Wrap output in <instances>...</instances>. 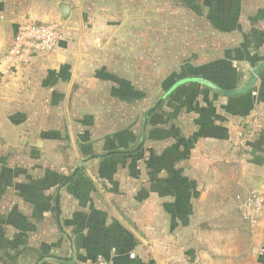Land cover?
Returning a JSON list of instances; mask_svg holds the SVG:
<instances>
[{
  "label": "crops",
  "instance_id": "1",
  "mask_svg": "<svg viewBox=\"0 0 264 264\" xmlns=\"http://www.w3.org/2000/svg\"><path fill=\"white\" fill-rule=\"evenodd\" d=\"M60 2L71 7L69 17L76 14L75 0ZM67 19L61 18V7L55 0H0V53L11 46L20 23L63 24ZM69 38L53 53L38 57L32 65L10 76L0 88V148L9 156L4 164L10 163L15 154H40L34 162L39 173H33L39 179V202L22 199L26 219L0 223V227L7 228L9 238L17 228H32L34 232L5 241L9 244L0 247V264H86L98 258L110 264H174L170 258L164 261L162 254L167 249L159 251L160 242L171 241L172 234L180 247L191 243L190 248L199 253H195L191 264H264V222L256 234H251L238 210V198L264 191V128L244 143L239 139L251 116L261 115L264 126V68L250 91L260 89L254 98L252 94L226 96L211 90L197 92L191 106L185 94L186 111L182 116L193 118L194 126L179 127L177 137L167 129L162 155H154L142 175V183L146 178L145 188L139 190L140 180L125 174L115 178L119 183L116 189L111 177L103 172L104 155L96 151L80 157L73 154L74 142L71 147L62 137L54 138V130H39V96L49 93L60 98L64 94L59 91L61 87L69 83V90L77 78L73 71L79 64ZM260 53L264 55V51ZM260 63L249 69L251 76ZM27 113L38 117L27 120ZM168 116L175 113L171 110ZM148 129L147 123L142 148ZM47 134L51 135L48 140H38ZM153 136L155 139V132ZM150 138L148 142L157 147ZM135 149L130 152L135 153ZM46 165L67 180L81 165L60 195L62 230L57 223L56 197L63 183L56 175L45 173ZM139 192L146 195L142 202ZM2 208L1 213L11 210ZM169 252L175 258L176 253ZM132 253L136 255L134 260L129 257Z\"/></svg>",
  "mask_w": 264,
  "mask_h": 264
},
{
  "label": "rangeland",
  "instance_id": "2",
  "mask_svg": "<svg viewBox=\"0 0 264 264\" xmlns=\"http://www.w3.org/2000/svg\"><path fill=\"white\" fill-rule=\"evenodd\" d=\"M75 1L76 14L63 24L66 33H70L69 42L75 47L79 67L73 75L77 78L69 90V83L61 87L59 91L64 94L60 98L49 93L39 96V130L42 127L54 130L53 137H62L71 147L74 142L73 154L80 157L86 158L96 151L104 155L103 172L111 177L113 188L119 185L115 178L126 174L140 180L141 190L146 184V178L141 182L142 175L154 155H162L168 131L177 137L179 127L194 126L193 118L182 116L185 94L211 90L198 85L177 90L163 106L167 115L172 110L175 116L153 115L143 149L131 154L140 142L146 112L186 77L206 78L225 90L241 89L246 79H250L249 69L261 61L253 46L261 43L249 36L253 28L249 19L259 13L264 16V0H202L200 13L196 10L198 0ZM255 28L264 33V19ZM263 46L259 51H264ZM65 73L71 76V72ZM47 86L43 83V87ZM259 91L253 90L257 95ZM253 92L252 98L256 97ZM188 101L192 106L194 100ZM37 117L35 113L26 114L27 120ZM48 137L51 135H42L38 140ZM149 137L150 142H157V147L148 142ZM35 143L36 140L32 141ZM108 153L113 156L108 157ZM39 155L32 151L15 154L6 165L4 159L9 156L1 153L0 148V210L11 208L8 214L0 212V223L26 219L21 210L22 199L33 204L39 202V179L34 176L39 173V166L34 163ZM46 166L45 173L61 180L66 178ZM141 193L139 202L146 197ZM15 198L21 201L16 202ZM25 232L34 230L17 228L9 238L7 228L1 226L0 247L9 244L5 241L19 240ZM171 236L169 245V242L159 244L161 253L167 249L162 254L165 263L170 258L174 264H191L196 250L190 248L191 243L180 247L173 241L175 234ZM169 251L176 253L175 258Z\"/></svg>",
  "mask_w": 264,
  "mask_h": 264
},
{
  "label": "built area",
  "instance_id": "3",
  "mask_svg": "<svg viewBox=\"0 0 264 264\" xmlns=\"http://www.w3.org/2000/svg\"><path fill=\"white\" fill-rule=\"evenodd\" d=\"M68 42V36L61 22L25 21L18 25L13 41L5 53H0V88L5 81L19 70L32 65L38 57L46 56L56 51L63 43ZM257 96V92H253ZM263 119L256 114L241 131L239 139L244 143L249 137L263 130ZM238 210L241 219L251 234H256L264 222V191L251 193L246 198H238ZM264 249L261 250V254ZM134 260L136 255L130 254ZM86 264H110L104 258L89 261Z\"/></svg>",
  "mask_w": 264,
  "mask_h": 264
},
{
  "label": "water",
  "instance_id": "4",
  "mask_svg": "<svg viewBox=\"0 0 264 264\" xmlns=\"http://www.w3.org/2000/svg\"><path fill=\"white\" fill-rule=\"evenodd\" d=\"M57 3H59L60 7H61V18L63 20L67 19L71 13V7L68 5V4H65V3H61L60 0H55ZM264 68V60L260 63L259 67L254 69L253 70V73H252V76H251V79L249 80V82L247 83V85L241 89V90H238V91H233V92H227V91H223L221 89H219L217 86L205 81V80H202V79H183L179 82H177L161 99H159L155 105L147 112L146 116H145V119H144V124H143V133H142V139H141V142L140 144L138 145V147L134 150V152H137L139 151L143 144H144V141H145V133H146V129H147V123H148V119H149V116L151 113H153L158 107L159 105L163 104L167 98L172 95L175 90L184 85V84H187V83H191V82H198V83H201L209 88H211L212 90H215L216 92L218 93H221L223 95H226V96H241V95H244V94H247L249 93L255 86V82L260 74V71L261 69ZM81 168V165H79L75 171L71 174V176L69 177V179L63 183V185L60 187L58 193H57V197H56V209H57V214H58V220H57V223L60 227V229L62 230V227H61V222H60V210H59V200H60V195H61V192L62 190L65 188V186L67 184H69L75 177L76 175L78 174L79 172V169Z\"/></svg>",
  "mask_w": 264,
  "mask_h": 264
},
{
  "label": "trees",
  "instance_id": "5",
  "mask_svg": "<svg viewBox=\"0 0 264 264\" xmlns=\"http://www.w3.org/2000/svg\"><path fill=\"white\" fill-rule=\"evenodd\" d=\"M200 4H202V0H198V1H196V10H197V12L198 13H200V10H201V7H200ZM208 19H210V20H212L211 18H210V16H209V18ZM264 19V16H263V14L262 13H259V14H257L256 16H253L252 18H250L249 19V21H250V25H252L253 26V28L251 29V34H249V36H254L255 37V40L258 42L259 40L261 41H259V43H261L259 46L257 45H253L254 46V48H255V52H256V54H257V56H259V58H261V61L260 62H262L263 60H264V55H262L261 53H260V48L264 45V43H263V41L264 40H262V38L264 37V33L261 31V30H259V29H256L255 28V25H257L260 21H262ZM213 24V23H212ZM184 79H203V80H205V81H207V82H209V83H211V84H213V85H215V86H217L219 89H221V90H223V91H227V92H233V91H236V90H225V89H223V88H221L219 85H217L216 83H214L213 81H211V80H209V79H206V78H202V77H186V78H184ZM183 80V79H182ZM181 81V80H180ZM179 82V81H178ZM176 84V83H175ZM174 84V85H175ZM173 85V86H174ZM190 86V85H198V86H203V87H205V88H207V89H209V90H212L211 88H209V87H207V86H205V85H203V84H201V83H198V82H191V83H187V84H184V85H182V86H180V87H178L176 90H175V92L177 91V90H179V89H181L182 87H185V86ZM172 86V87H173ZM171 87V88H172ZM170 88V89H171ZM169 89V90H170ZM168 90V91H169ZM174 92V93H175ZM173 93V94H174ZM198 93H200V92H198ZM198 93H190V92H187L186 94H188L189 96V100L191 101V99H195L194 98V96L195 95H197ZM172 94V95H173ZM249 94H251L250 92L249 93H247V95H249ZM172 95H170V96H172ZM169 96V97H170ZM193 96V97H192ZM168 97V98H169ZM167 98V99H168ZM166 102V101H165ZM165 102L163 103V104H161V105H159V107L154 111V113H153V115H157V114H160V115H162V116H165V117H167L168 115L163 111V106H164V104H165ZM150 119H151V117H150ZM150 119H148V124H149V120ZM143 148H141L138 152H135V153H131V154H136V153H139L141 150H142ZM111 156H113L112 155V153H108V157H111ZM63 179V178H62ZM67 180V178H64L63 180H61L60 179V184H62V183H64L65 181Z\"/></svg>",
  "mask_w": 264,
  "mask_h": 264
}]
</instances>
